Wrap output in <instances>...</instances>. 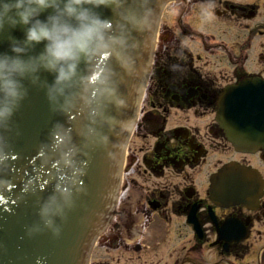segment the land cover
<instances>
[{
	"label": "flooded vegetation",
	"instance_id": "af4514ba",
	"mask_svg": "<svg viewBox=\"0 0 264 264\" xmlns=\"http://www.w3.org/2000/svg\"><path fill=\"white\" fill-rule=\"evenodd\" d=\"M246 80L264 84V0H167L116 217L97 241L114 261L264 264V146L240 152L217 119L224 90ZM227 166L255 170L260 190L221 178Z\"/></svg>",
	"mask_w": 264,
	"mask_h": 264
},
{
	"label": "water",
	"instance_id": "95a60500",
	"mask_svg": "<svg viewBox=\"0 0 264 264\" xmlns=\"http://www.w3.org/2000/svg\"><path fill=\"white\" fill-rule=\"evenodd\" d=\"M159 1L113 0V11L111 7L98 9L111 21L113 33L126 37V44L118 46V51L98 52L90 63L82 61L78 72L87 75L89 83L83 90L77 86L67 102L49 100L46 86L52 75L42 72L37 85H28L27 95L12 119L0 126V264L80 262L83 240L104 220L99 214L110 202L108 175L116 157L115 147L121 149L125 141L122 137L117 145V134L130 116L135 117V110L128 107L144 47L141 39ZM5 48L6 40L0 39V50ZM100 77H107L108 86L115 92L104 104L106 118H93L90 107L97 89L92 82ZM247 86L241 84L229 93L226 110H220L218 120L238 150L254 151L264 140L245 138L243 127L264 129V93L256 98L258 103L250 101L254 94H240L242 100H236V92ZM117 158L120 167L122 158ZM228 173L231 185L248 180L260 190L256 172L230 167L222 171L221 178ZM53 194V211L46 218L58 228L55 233L40 214L41 206ZM62 194L67 195V203ZM236 198L245 201L241 196Z\"/></svg>",
	"mask_w": 264,
	"mask_h": 264
},
{
	"label": "clouds",
	"instance_id": "9594fccd",
	"mask_svg": "<svg viewBox=\"0 0 264 264\" xmlns=\"http://www.w3.org/2000/svg\"><path fill=\"white\" fill-rule=\"evenodd\" d=\"M102 7L113 11V0H0V39L6 40V48L0 50V126L12 119L28 85H37L42 72L52 75L46 86L49 100L67 102L77 86L83 90L89 83L87 75L78 72L82 61L90 63L98 52L126 44V37L113 33L111 21L98 11ZM92 86L97 97L90 116L106 118L104 104L115 90L107 77ZM61 197L67 203V195ZM55 200L50 195L40 209L54 233L58 228L46 217Z\"/></svg>",
	"mask_w": 264,
	"mask_h": 264
},
{
	"label": "rangeland",
	"instance_id": "374dc122",
	"mask_svg": "<svg viewBox=\"0 0 264 264\" xmlns=\"http://www.w3.org/2000/svg\"><path fill=\"white\" fill-rule=\"evenodd\" d=\"M150 81L148 80L147 84H150ZM161 113L163 114V112H161ZM175 114H176L175 112L171 113V116L169 117V120L171 121L170 124L174 123L176 125L177 123H179V120L181 119V117H183V115H175ZM135 138L132 140L133 142L130 143V146L131 147L133 146L134 148L135 147H138V148L141 147L142 149L149 148V146L151 147L152 143L154 142V140H152V138H148L146 140L144 138H141V137H138L136 139ZM127 158L129 159V162H130L129 156ZM137 178L139 180L144 179L140 173H137ZM153 180H155V179H153ZM100 245L101 246L97 247L95 250V254H94V257L92 260L93 261L92 264H119L117 261L113 260L114 257L116 256V253H114V249L112 247H109L108 245H106L104 243L100 244ZM150 253H151L150 251L142 253L143 259H140L139 263H137L134 260V262L131 263V261H129L127 264H154V263H152L153 259L151 258V256H149ZM148 259H149V261H148Z\"/></svg>",
	"mask_w": 264,
	"mask_h": 264
},
{
	"label": "bare ground",
	"instance_id": "6f19581e",
	"mask_svg": "<svg viewBox=\"0 0 264 264\" xmlns=\"http://www.w3.org/2000/svg\"><path fill=\"white\" fill-rule=\"evenodd\" d=\"M146 76H147V77L149 76V66H148V69H147V72H146ZM134 118H135V117H134ZM122 167H123V164H122V162H121L120 170L122 169Z\"/></svg>",
	"mask_w": 264,
	"mask_h": 264
}]
</instances>
